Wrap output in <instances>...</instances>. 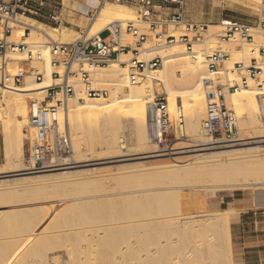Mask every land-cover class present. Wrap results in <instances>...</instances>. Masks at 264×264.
Masks as SVG:
<instances>
[{
	"label": "bare ground",
	"instance_id": "bare-ground-1",
	"mask_svg": "<svg viewBox=\"0 0 264 264\" xmlns=\"http://www.w3.org/2000/svg\"><path fill=\"white\" fill-rule=\"evenodd\" d=\"M247 1L251 4L260 2V0ZM87 9L88 4L86 3H81L77 8L81 12H86ZM203 16L210 17L212 13L207 12ZM129 17H133L132 8L129 5L108 3L98 10L94 21L89 25L87 35L92 33L91 36H93L102 32L114 22L129 21L127 20ZM26 26L31 29L29 35L25 32ZM45 27V24L21 15L18 22L13 24L14 30L11 37V39L22 37L21 40L29 44V49L41 51L42 58L33 60L32 66H35L39 71L43 69L40 72L45 73L44 79L37 81L34 73H26L23 84L17 85L10 80L6 87L0 86L2 102L4 103L3 112L7 115L5 118L0 112V120L4 119V152L7 161L14 164L13 169L0 171V174L9 173L26 176L21 182L25 184L27 189H42V191L48 190L47 188L50 186L65 184L68 180L65 179V172L63 173L61 170L68 167L52 169L50 173L45 174L23 168L20 164L25 145L23 128L29 126L31 131H35L29 120V106L35 99L42 100L46 93L45 88L53 82L52 72L54 69L50 63L48 41L67 40L68 42V40L73 39L72 31L68 28L48 27L50 29H46ZM222 29V24L211 25L210 29L206 30L207 35L203 41H194L190 50L180 41V36L177 37L176 34L178 33L169 34L176 37V41L168 47L166 45L155 46L152 45L153 43L150 45V42L145 43L139 58L148 61L157 54V57L163 60V67L145 71L137 84L131 81L129 67L121 64L127 62L132 54H121L118 60L109 63V65L97 67L92 71V85L107 88L110 92L108 97L87 96L84 85L79 82L76 85L77 96L69 99L65 106L60 109L62 129L64 124L71 125L70 128L73 127L71 129H74L76 122L83 120L89 124H95V141L98 138V141L103 144V148L110 151L115 150L114 153L118 152L116 156L119 157L127 156L125 152L128 150L125 140L119 136L120 121L125 114L130 116L129 118L133 122L132 127L137 134V143L144 149V152L141 150L142 153H138L142 154V157L139 158H158V161L148 170L154 171L160 176L163 174L173 178L174 184H177L175 191L160 195L161 198L158 200L164 201L163 210L173 209L174 205H171V201H174L178 212H182L181 189L183 188L211 186L215 189H235L264 182V147L258 146L249 149L238 147L247 144L252 138H260L259 142L264 141V123L260 119V108L264 100V69L256 77L249 76L248 84L245 86L240 80L241 76L233 68L235 59L242 57L247 63L250 53L257 52L262 35L258 34L254 42L244 43L239 49L233 48V55L225 58L222 66L213 71L207 67L205 54L215 43V35ZM234 40L226 41L230 43ZM26 54L27 52L9 53L8 69L12 74L22 69L21 61L26 59ZM216 75H225L229 81L236 80L238 82L234 91L226 93L225 102L234 106L235 109L245 110V113L238 114L237 127L241 134L234 144L228 146H218L213 141L204 138L205 132L201 125L202 116L206 114L205 92L209 88L206 80L216 79ZM157 83L163 85L168 97L170 112L176 111V107L182 103L187 115L186 130L190 142L185 144V148L189 149L180 152V154H191L172 157L174 163L165 162V159L161 157L162 155H155L153 154L154 151L150 150L151 143L147 134L148 109L156 95ZM243 129H248L249 132L244 133ZM26 170L27 172H25ZM47 171L49 172V170ZM159 189L161 187L150 188L148 191L159 192ZM143 192L145 193L144 190ZM89 197L86 199H90ZM225 213L222 216L217 215L202 220L179 217V213L178 218L166 220V225H169V229L175 237H168L164 241H157L152 245L149 243L150 248L146 250L143 256L139 255L136 258L135 264H232L230 221L229 216ZM153 215L155 213L148 215L151 226L161 222L150 217ZM146 223L144 225H147ZM103 230L105 231L104 228ZM155 233L149 234V239L154 238ZM125 252L121 250L120 253L125 254ZM114 254L116 252L108 258L110 264L116 258V255L113 258ZM53 256L55 257V255ZM104 263L106 262L104 261Z\"/></svg>",
	"mask_w": 264,
	"mask_h": 264
},
{
	"label": "rangeland",
	"instance_id": "rangeland-1",
	"mask_svg": "<svg viewBox=\"0 0 264 264\" xmlns=\"http://www.w3.org/2000/svg\"><path fill=\"white\" fill-rule=\"evenodd\" d=\"M81 3L92 5L95 9L98 0H31L32 13L25 16L45 24L46 29H50L48 27L68 28L72 31L71 34L73 36V39L68 40V42H72L79 39L83 34H88L89 25L94 21L100 9V7L97 9L93 17L85 16L77 12V8ZM108 3L129 5L133 11V17H129L127 20L137 19L139 9L134 4L115 1H110L106 4ZM212 4V16L207 19L208 28L206 30L210 29L211 25L222 24V21L225 19L252 26H257L264 19V0H260L258 4H251L247 0H214ZM141 27L147 28L146 25H141ZM206 30L202 32L200 41H203L207 35ZM144 31L148 34L146 43L150 42V45L153 43L152 45L155 46L166 45V47L171 45L159 44V42L162 43L164 41H158L154 33L148 32L147 30ZM219 32L215 35V43L207 51L208 55L205 54L206 60L207 56L217 50L226 52L228 57L232 56L233 48L239 49L244 43H247V41H243L240 38H236L233 42L228 43L219 37ZM185 33L188 34L192 42L189 46L185 44L186 42L182 43L188 46L190 50V47L194 45V41H197L194 39L195 34L193 32H187L185 26L171 25L168 27V34H176L178 37ZM258 34L262 35V40L258 43L260 49L264 47V30H256L254 41L257 39ZM91 35L92 33L89 34V36ZM107 35L108 32H104L102 37H106ZM126 37L124 38H128L129 42L133 41L132 36ZM16 39L19 41L22 37ZM16 39L14 38L12 40ZM58 41L67 42V40ZM259 49H257L256 53H250V58L247 63L242 57L233 61L234 71L241 76V81L243 77H247L248 80L249 73L244 69H236L235 64L237 62H243L244 66L248 67L253 57H256L259 62L264 61ZM156 56L157 54L153 57ZM23 66L28 68L29 64H21V68ZM30 66H32V62ZM40 71H43V69H40ZM216 77L215 80L222 84H235V86L238 84L236 80L229 81L225 75H216ZM156 88V94H164L167 96L162 84L157 83ZM107 91L108 94L105 95L106 97L110 93L109 90ZM0 100L2 102L1 93ZM1 102L0 112L6 118L7 115L3 112L4 103L2 102L1 104ZM228 107L234 112L236 111L235 115L237 120L239 113H245L244 109L242 111L241 108V110L239 108L235 109L234 106L230 105ZM172 113L174 114L175 111ZM129 117L126 114L122 116L120 121L121 129L119 128L120 131L118 130L120 132L119 136L125 140L128 149L125 152L127 156L123 157L116 156L118 152L114 153L115 150L110 151L103 148V144L98 141V138L95 141V124H89L83 120L77 121L74 129H71L73 127L70 128L71 125H67L71 136L72 150L69 155L61 159L59 166L56 167H68L61 170L63 173L65 172V179L68 180L63 185H57L58 187L56 185L54 187L50 186L47 188L48 190L44 191L42 189H27L25 184L21 182L26 176L11 175L9 173L0 174V189H2L0 190V264H110L108 258L112 257V254L115 252L116 254L113 255V258L115 255L116 258L113 261H117L115 263L112 261L113 264H135L137 261L136 258L139 255L143 256L146 250L150 248L149 243L152 245L157 241H164L168 237H175L172 235L169 225H166V220L178 218L179 213V217H190L191 219L194 218L193 220H202L216 217L217 215L222 216L225 212L229 216L230 221L232 264H264V244L258 246L256 249H248L245 251L235 239V230L237 228L233 226V222L239 216V210L233 208L217 209L187 215L183 210L182 212H178L174 201H171V205H174L173 209L163 210L162 204L164 201H159L158 199L164 193L175 191L177 184H174L175 181L173 178L166 177L163 174L160 176V174L148 170L158 161V158H139L142 157V154L138 153L144 152V149L137 143V134L132 127L133 122ZM204 117L205 115L202 116L203 119ZM243 130L246 133L248 129ZM34 132L29 129V126L23 128L25 145L23 159L20 162L23 168H32L29 145L30 141L33 140ZM240 134L238 128L237 138ZM204 138L212 141L206 134ZM4 140V119H2L0 120V171L11 170L14 166V164L9 163L6 159ZM259 141L260 138H252L247 144L238 147L243 149L258 146L264 147V141ZM150 150H154L152 144L150 145ZM189 154L191 153L176 156H186ZM161 157L165 159V162L174 163L172 157ZM50 170L52 171V169H49V172L45 170L37 173H50ZM156 187H161L159 192L148 191L150 188ZM187 191L201 192L203 196L209 199L227 203L226 201H228L230 194L264 192V182L246 187L241 186L235 189H215L211 186L183 188L181 189V203L182 194ZM88 197L91 200L86 199ZM150 213H155V215L150 217L155 220L158 219L162 223H157V220V225H149L148 215ZM145 223L147 225H144ZM154 232H156L154 238L149 239L148 235H153ZM120 249L126 251L125 254H123L124 252L121 254ZM253 251L263 252L262 258L254 256L255 253Z\"/></svg>",
	"mask_w": 264,
	"mask_h": 264
},
{
	"label": "built area",
	"instance_id": "built-area-1",
	"mask_svg": "<svg viewBox=\"0 0 264 264\" xmlns=\"http://www.w3.org/2000/svg\"><path fill=\"white\" fill-rule=\"evenodd\" d=\"M127 2L138 7L136 20L114 22L102 32L93 36L82 35L72 42H59L49 40L47 46L50 52V63L53 82L45 88V96L42 100L35 99L29 106V120L34 132L30 141L29 155L32 161L31 171L42 172L59 166L61 159L69 155L72 150L71 136L68 126L60 125L61 107H64L69 99L77 96V83L81 82L89 97H101L108 94L107 89L92 85V71L101 66L118 60L124 53H131L132 57L122 65L130 69V78L134 84L139 83L145 71H152L163 66L160 57H153L146 61L140 59V55L147 42L146 31L154 33L157 40L164 41L159 44H172L176 37L168 34V27L185 26L187 32L195 34L194 39L199 40L203 31L208 28L207 17L199 22L188 19L187 0H98L94 9L88 5L86 12L79 14L93 17L97 9L107 2ZM31 0H0V86H7L10 80L14 84L21 85L26 73H34L37 81L44 79L45 73L40 72L30 63L42 58L40 50L29 49V44L23 40H12L13 24L18 22L21 15L32 13ZM56 18V17H54ZM146 25L147 28H142ZM223 29L219 37L223 40L240 38L243 41L253 42L256 30H264V20L257 26L240 23L234 20H223ZM30 27H25V32L30 34ZM108 32L106 37H102ZM133 37L129 42L124 37ZM25 37V36H24ZM181 42L191 45V38L185 33L180 36ZM260 53L264 58V47ZM10 52H27L22 64L28 63V68L12 74L9 69ZM228 58L226 52L217 50L207 56L208 68L217 70L223 60ZM264 61L259 62L256 57L251 59L248 67L243 62H237L236 69L245 70L249 76L256 77L263 70ZM26 69V70H25ZM209 88L206 92V114L202 120V127L206 135L218 146H228L235 143L238 135L237 119L235 112L226 102L225 95L236 89L235 84H222L215 79L206 80ZM247 77L242 78L243 85L248 83ZM260 119L264 123V100L260 108ZM149 141L154 146L155 155L174 157L188 144L189 137L186 130V115L183 104L176 107L174 114L170 112L168 97L164 94H156L148 109ZM178 153V154H177Z\"/></svg>",
	"mask_w": 264,
	"mask_h": 264
},
{
	"label": "crops",
	"instance_id": "crops-1",
	"mask_svg": "<svg viewBox=\"0 0 264 264\" xmlns=\"http://www.w3.org/2000/svg\"><path fill=\"white\" fill-rule=\"evenodd\" d=\"M214 0H187L188 19L199 22L204 13L211 12ZM92 6V5H90ZM93 7V6H92ZM211 17V16H210ZM227 20V19H226ZM264 20V19H262ZM227 203L209 199L201 192H184L182 194L183 212L187 215L207 212L208 210L229 209L239 210V216L233 222L236 240L242 248L256 249L264 244V192L230 194ZM226 204V205H225ZM244 251V252H245ZM254 256L262 258L263 252L253 251Z\"/></svg>",
	"mask_w": 264,
	"mask_h": 264
}]
</instances>
